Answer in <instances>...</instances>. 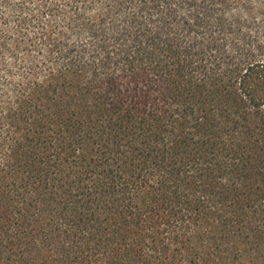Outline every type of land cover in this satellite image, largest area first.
<instances>
[{"label": "trees", "instance_id": "16d2710c", "mask_svg": "<svg viewBox=\"0 0 264 264\" xmlns=\"http://www.w3.org/2000/svg\"><path fill=\"white\" fill-rule=\"evenodd\" d=\"M0 60V264H264V0H0Z\"/></svg>", "mask_w": 264, "mask_h": 264}, {"label": "rangeland", "instance_id": "374dc122", "mask_svg": "<svg viewBox=\"0 0 264 264\" xmlns=\"http://www.w3.org/2000/svg\"><path fill=\"white\" fill-rule=\"evenodd\" d=\"M4 62H5V64H6V66H7L8 69L14 71V73L11 75L12 76L11 77L12 79H18L19 76H20V74H21V71L25 69L24 67H21V68L18 67V68H16L15 65H14L15 62L13 60H10V58L9 59H6ZM0 74L1 75H5L3 69H0Z\"/></svg>", "mask_w": 264, "mask_h": 264}]
</instances>
